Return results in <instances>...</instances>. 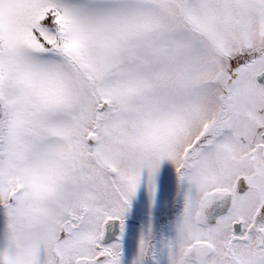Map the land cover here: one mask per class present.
<instances>
[{
    "label": "snow or ice",
    "instance_id": "snow-or-ice-1",
    "mask_svg": "<svg viewBox=\"0 0 264 264\" xmlns=\"http://www.w3.org/2000/svg\"><path fill=\"white\" fill-rule=\"evenodd\" d=\"M0 264H264V0H0Z\"/></svg>",
    "mask_w": 264,
    "mask_h": 264
}]
</instances>
